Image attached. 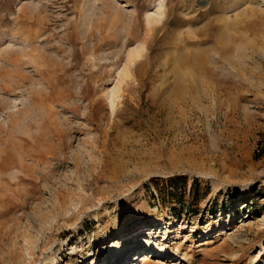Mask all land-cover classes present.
<instances>
[{
	"label": "rangeland",
	"instance_id": "374dc122",
	"mask_svg": "<svg viewBox=\"0 0 264 264\" xmlns=\"http://www.w3.org/2000/svg\"><path fill=\"white\" fill-rule=\"evenodd\" d=\"M142 263L264 264V0H0V264Z\"/></svg>",
	"mask_w": 264,
	"mask_h": 264
},
{
	"label": "bare ground",
	"instance_id": "6f19581e",
	"mask_svg": "<svg viewBox=\"0 0 264 264\" xmlns=\"http://www.w3.org/2000/svg\"><path fill=\"white\" fill-rule=\"evenodd\" d=\"M153 252V251H152ZM134 260H137V258H134ZM145 260V255H142L141 257H140V261L141 262H143ZM143 264V263H142Z\"/></svg>",
	"mask_w": 264,
	"mask_h": 264
}]
</instances>
